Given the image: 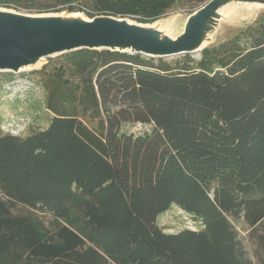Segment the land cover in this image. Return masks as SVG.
<instances>
[{"label":"trees","instance_id":"1","mask_svg":"<svg viewBox=\"0 0 264 264\" xmlns=\"http://www.w3.org/2000/svg\"><path fill=\"white\" fill-rule=\"evenodd\" d=\"M50 1L43 11L77 10ZM175 2L97 0L87 15L150 23ZM57 57L47 125L0 134V264H264V10L198 59ZM131 123L147 129L125 130ZM15 205L63 220L57 241ZM172 205L202 227L163 231L156 218ZM232 221L250 229L256 262ZM11 227L31 258L5 251Z\"/></svg>","mask_w":264,"mask_h":264},{"label":"water","instance_id":"2","mask_svg":"<svg viewBox=\"0 0 264 264\" xmlns=\"http://www.w3.org/2000/svg\"><path fill=\"white\" fill-rule=\"evenodd\" d=\"M227 2L246 6L264 0H209L192 13L181 34L170 37L154 24L128 22L127 18L97 15L92 18L59 17L52 13H22L0 8V72L19 73L36 61L79 49L110 50L152 58H172L201 52L219 8ZM247 7V6H246ZM259 7V8H260ZM146 25V26H144ZM36 68V67H33Z\"/></svg>","mask_w":264,"mask_h":264},{"label":"rangeland","instance_id":"3","mask_svg":"<svg viewBox=\"0 0 264 264\" xmlns=\"http://www.w3.org/2000/svg\"><path fill=\"white\" fill-rule=\"evenodd\" d=\"M70 2L75 6L77 10L67 11L65 8L67 4L63 6H57L62 9L57 11L62 13L68 18H90L87 13L96 12L94 5L97 0H73ZM209 0H176V2L170 7L163 15L158 19L148 24H154L157 28L161 27L163 33L174 38L182 33L188 17L196 10L201 8ZM51 3L50 0H0L1 9H11L22 13H45L56 11H43L46 4ZM40 9V10H37ZM264 10V7H257L249 9L243 4L236 2H227L219 8L221 20L213 27L209 34L211 39L206 43V47L220 44L226 40L234 37L240 29L252 23L257 15ZM123 18V17H122ZM131 21H136L134 16L124 17ZM137 22V21H136ZM161 24V25H160ZM191 57L198 59L200 52H194L190 54ZM178 55L175 57H180ZM174 58V57H172ZM166 58V59H172ZM61 59L59 57L46 58L43 64H40L36 68L24 69L19 73L0 72V91L3 90L6 82L12 81L16 78H23L25 86H29L28 91L23 95L19 93L21 98L13 101L12 94L6 93L1 96L0 93V134L4 129L2 125H6L5 122L9 120H15L21 124H25L26 128L24 135L34 130L43 128L47 125L50 116V112L43 106L46 98V89L44 86L45 80L50 75L53 67L57 65ZM7 92V91H6ZM3 120V122H2ZM146 127H143L136 123L125 125L124 129L132 132L144 131ZM3 129V130H2ZM13 213L17 215H23L27 217L25 223H29L37 231H39L43 237L51 241H57L55 231L57 224L64 223L61 219L53 218L49 213L37 212L30 208H26L22 205H15L12 209ZM157 224L165 232H176L183 228L200 229L202 223L200 220L193 217L191 214L184 212L179 207L172 205L167 211L159 214L156 218ZM235 229L238 232L239 239L245 247L249 258L256 262L254 252L256 250V243L254 238L249 234V228L242 222H233ZM6 225L9 226L7 222ZM8 243L5 251L13 252L16 256L23 259L31 258L30 255L24 252L23 248L18 246L24 233L16 228H8Z\"/></svg>","mask_w":264,"mask_h":264},{"label":"built area","instance_id":"4","mask_svg":"<svg viewBox=\"0 0 264 264\" xmlns=\"http://www.w3.org/2000/svg\"><path fill=\"white\" fill-rule=\"evenodd\" d=\"M23 81H24L23 78H16V79H13L12 81L6 82L5 86L3 87V93L4 92H5L4 94L11 93L13 95L12 96L13 100L14 99L21 100L19 93L25 94L29 89V86L26 87ZM5 124L6 125H2L4 129L2 130L4 132H7L13 135H22L27 128V125L21 124L17 121L15 122V120L6 121ZM136 124L146 127V125H142L141 123H136ZM145 129H147V127Z\"/></svg>","mask_w":264,"mask_h":264},{"label":"bare ground","instance_id":"5","mask_svg":"<svg viewBox=\"0 0 264 264\" xmlns=\"http://www.w3.org/2000/svg\"><path fill=\"white\" fill-rule=\"evenodd\" d=\"M246 6L249 8V9H252V8H257V7H260V4L257 3V2H246ZM45 13H43L44 15ZM62 13H52V16H55V17H59L61 16ZM220 19V15H215L213 18H212V23H215L217 22L218 20ZM128 22H131V23H135L134 21H131L130 19H126ZM161 25V24H160ZM146 26V25H144ZM162 27V25H161ZM161 27L157 28L158 30L161 31ZM162 32V31H161ZM208 38L211 39V34L208 35ZM207 43V40H204L202 45H205ZM41 64L40 61H36L33 66H28L27 68H33V67H38L39 65Z\"/></svg>","mask_w":264,"mask_h":264}]
</instances>
